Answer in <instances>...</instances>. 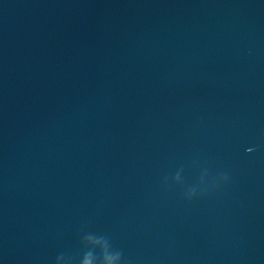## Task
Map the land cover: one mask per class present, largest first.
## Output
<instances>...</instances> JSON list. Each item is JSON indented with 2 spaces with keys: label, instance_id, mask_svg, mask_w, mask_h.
Returning <instances> with one entry per match:
<instances>
[{
  "label": "water",
  "instance_id": "obj_1",
  "mask_svg": "<svg viewBox=\"0 0 264 264\" xmlns=\"http://www.w3.org/2000/svg\"><path fill=\"white\" fill-rule=\"evenodd\" d=\"M0 264H264V0H0Z\"/></svg>",
  "mask_w": 264,
  "mask_h": 264
}]
</instances>
